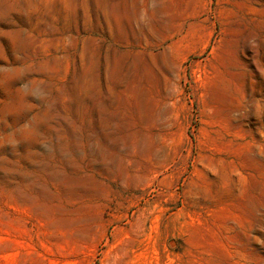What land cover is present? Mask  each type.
<instances>
[{
  "label": "rangeland",
  "instance_id": "1",
  "mask_svg": "<svg viewBox=\"0 0 264 264\" xmlns=\"http://www.w3.org/2000/svg\"><path fill=\"white\" fill-rule=\"evenodd\" d=\"M0 264H264V0H0Z\"/></svg>",
  "mask_w": 264,
  "mask_h": 264
}]
</instances>
